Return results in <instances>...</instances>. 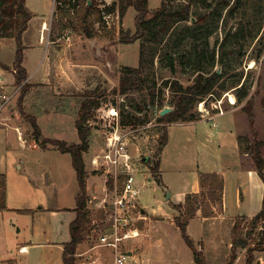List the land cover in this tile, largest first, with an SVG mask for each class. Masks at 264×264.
Returning a JSON list of instances; mask_svg holds the SVG:
<instances>
[{
    "label": "rangeland",
    "instance_id": "374dc122",
    "mask_svg": "<svg viewBox=\"0 0 264 264\" xmlns=\"http://www.w3.org/2000/svg\"><path fill=\"white\" fill-rule=\"evenodd\" d=\"M94 1L96 9L102 10L104 24L96 22L97 35L90 37L75 17L79 8L75 2L67 0L56 20L52 16L55 0H29L30 6L49 21L48 29L41 34L44 40L41 50L37 45L39 33L30 28L23 34L24 40L35 46L25 49L24 62L31 72L38 66L37 74L26 80L31 83L24 92L16 84L17 72H14L17 43L14 38L0 37V61L9 66L5 69L0 65V72L7 78L5 92L6 95L15 92L5 110L6 115L12 116L8 122L20 125L29 141L36 139L32 116L42 128L40 139H36L40 148L35 150L28 144L22 147L15 128L0 123L4 130L0 131V172L7 175L9 204L32 207L74 204L79 185L71 156L43 140L54 137L68 144L80 142L76 120L81 105L85 100L95 99L99 105L92 108L93 117L87 122L88 150L84 152L89 173L87 209L91 223L81 250L95 247L104 264H114L112 248L99 245L103 242L100 232L108 228L106 208L99 204L107 199L108 206L113 196L116 168L107 155L112 158L118 155V170L122 171V154L128 153L141 190V202L148 205L149 213L151 208L158 210L162 206L161 211L166 212L146 215L138 221L141 234L126 245L140 257L135 264H141L143 256L148 261L145 264H197L175 222L179 211L166 201L169 191L158 180L160 168L155 171L152 167L160 159L161 139L170 128L171 141L162 156L163 179L172 190L190 188L196 171L231 165L235 140L234 128L231 132L228 122L230 125L235 121L244 167L258 166L255 161L258 148L264 158V27L253 37L255 0H149L150 10L185 8L192 19L171 20L165 30V17H162L153 27L146 28L143 35L137 33L138 11L134 0ZM263 1L259 0L260 4ZM90 5H93L92 0ZM103 13L111 14L108 20ZM203 16L205 20L201 19ZM107 22L113 26L108 27ZM34 23L35 20L33 26ZM68 28L72 29L70 38L65 35ZM36 52L37 57L40 55L37 61L32 59ZM168 54L175 58V71L168 64ZM200 73L206 77L215 75L211 92L198 101L188 102L187 120L161 119L166 115L160 114L161 109L174 106L171 100L180 94L171 82L179 81L186 87ZM228 93L234 95L235 103ZM215 105L223 106L227 112L225 116L198 124V128L188 124L203 119L205 109L215 113ZM16 111L19 118L14 114ZM192 114L195 118H191ZM219 128L224 130L221 135L216 134ZM207 130L214 134L208 137ZM116 145L120 152L115 149ZM25 159L26 165L18 168L17 163ZM260 170L264 175V162ZM121 177L118 180L120 188ZM226 180L229 212L245 214L218 218L202 240L190 237L207 264H247L249 253L253 256V264H264V215L257 224L251 223L254 214L263 206L264 180L261 188L249 183L247 172H242L239 178L229 174ZM238 184L245 195L241 204L237 201L241 198ZM218 210L222 209L218 207ZM240 216H245L242 226L248 246L234 250L232 227ZM23 217L0 213V236H4L0 242V259L6 246L4 238L7 246L13 244L16 240L13 223L23 226ZM15 251L19 263L22 260L27 264H45L49 258L44 247L24 255H20L17 248ZM88 260L86 254L77 257L78 262ZM0 264H3L1 260Z\"/></svg>",
    "mask_w": 264,
    "mask_h": 264
},
{
    "label": "trees",
    "instance_id": "16d2710c",
    "mask_svg": "<svg viewBox=\"0 0 264 264\" xmlns=\"http://www.w3.org/2000/svg\"><path fill=\"white\" fill-rule=\"evenodd\" d=\"M91 0H75V6L79 5L76 9L75 17L80 21L82 29L90 37L97 35L95 32V23L100 22L102 25L104 21L101 19L102 10L96 9L95 1L93 5H90ZM133 4L138 11L136 22H137V33L143 35V31L146 28H151L156 21L160 18L165 17V30H167V25L171 20H189L192 17L189 14V10L174 9L166 11L163 7H156L153 10L149 9V0H134ZM253 12L256 15V23L254 25L255 32L253 37H256L264 27V1L260 4L259 0H255L253 3ZM0 37H10L14 38L17 43L16 55L14 60L15 69H17L16 74V84H18L24 92L27 89V85L30 83L27 80L28 72L23 65L24 60V43L23 34L28 28L29 21L33 18L34 13L27 6L26 0H0ZM206 16L201 17L205 20ZM124 35V33H122ZM127 37V36H126ZM168 64H170L171 69L175 71V58L173 55L168 54ZM214 60V59H213ZM0 65L8 69L9 66L0 61ZM129 70H136L132 67H125ZM217 72L215 73V75ZM214 75V76H215ZM214 76H204L200 73L197 79L183 87L179 81L171 82L174 90L178 91L180 94L173 97L172 104L174 105V110L161 117L167 121H178L187 120L188 112V102L198 101L202 96L211 92L214 87ZM99 105V101L85 100L80 108L79 116L76 120V127L78 130V135L80 137V142L68 144L65 140L44 138L43 142H51L59 150L64 153H70L72 156V163L77 173V179L79 183V194L77 195V206L75 208L77 212L76 218L70 224L71 240L64 244L63 260L65 264H78L77 252L78 246L82 244L90 232L91 219L88 214L87 209V177L89 175L86 169V162L84 159V152L88 150V137L89 128L87 127V122L93 117L92 108ZM191 118H195L192 114ZM32 126L33 133L36 139H40L42 130L35 116H32ZM168 142V131L165 132L163 138L161 139V149ZM260 144V143H258ZM259 147V146H258ZM255 161L258 164L256 167L259 175L264 180V175L260 170L264 158L261 157L259 153V148L255 152ZM155 171L160 168V159L152 167ZM123 178V177H121ZM160 181V178H158ZM200 185L201 191L199 193H188L186 195L185 201L183 203L176 205L179 214L175 216V222L182 232V236L185 239L188 246L193 251L194 260L197 264H207L203 254L196 249L194 242L187 232V227L190 220L196 215L198 208H202L204 213L207 212L205 209L209 207V215L213 214L212 206H220L223 201L224 192V178L219 173H201L200 175ZM7 197V175L5 173H0V209H5ZM29 209H18V212L24 213L29 212ZM103 211H101V216ZM264 215V199L262 209L253 216L251 223L253 225ZM244 222L245 216H240L232 227V246L234 250L237 247L248 246V240L244 237ZM243 225V226H242ZM256 240V239H254ZM236 258V252L233 253V259ZM247 264H253V256L249 253L247 257Z\"/></svg>",
    "mask_w": 264,
    "mask_h": 264
},
{
    "label": "crops",
    "instance_id": "0c3cea01",
    "mask_svg": "<svg viewBox=\"0 0 264 264\" xmlns=\"http://www.w3.org/2000/svg\"><path fill=\"white\" fill-rule=\"evenodd\" d=\"M53 1V0H52ZM27 6L29 7V9L34 13L33 18L29 21V25L28 28L26 29L25 33L32 28L33 30H35V32L39 33V38H38V42L37 45L39 46L38 50H41V46L44 42L43 38V31L42 27L44 24L48 25V21L45 17L44 14H41V12H38L37 10H34L33 6L31 7L29 4V0H26ZM35 20L34 26L32 25V22ZM51 28V25H50ZM29 32V31H28ZM42 34V35H41ZM37 35V34H36ZM44 37H45V32H44ZM23 43H24V51L26 48H31V47H35L34 44H32L31 42H26L24 40V36H23ZM24 57H25V52H24ZM40 57V55H38L37 57V52L34 54V57L32 58L33 60L37 59ZM31 59V60H32ZM25 58L23 60V65L24 67L27 69L28 72V77L27 80L29 79V77L33 78L35 76L36 73V69L38 66H36V69L34 71H30V69L28 68V66H26V63L24 62ZM35 61V62H36ZM34 62V63H35ZM40 64V63H39ZM4 76V83L6 82V75L1 73ZM31 83V81H28ZM6 86L4 85V90ZM227 113V112H226ZM225 113V114H226ZM225 114L223 115H219L217 116V118L219 117H223L225 116ZM216 118V117H215ZM208 123L209 121L206 120L205 118L203 119H199V120H195V121H191L188 124H193L195 125L196 128H198V124L201 123ZM39 123V122H38ZM210 123V122H209ZM217 126H218V122ZM40 125V124H39ZM174 125V124H172ZM171 125V126H172ZM15 126V125H13ZM20 126V125H19ZM228 126L230 127L231 132H233V128H234V140H235V154L234 156H232V162L229 164H225L223 167L221 168H206V170H199L195 172V177L194 180L190 186V188H183L181 190H172L170 189V186L164 182L163 179V172H162V156L163 153L165 152L166 148H168V145L171 141V132H170V128L168 131V142L166 143V145L163 147L162 152H161V156H160V182L162 183V185H164V187L167 189V191L170 192V198L168 199L166 196V201L172 206V208L176 209V205L178 206V204L183 203L185 201L186 195L188 193H199L201 191V185H200V175L201 173H211V172H216L219 173L221 176H223L224 178V192H223V201L222 204L220 206H212L213 208V214L209 215V207H207L205 209V212L203 211V209L200 207L198 208L196 215L190 220L188 227H187V232L188 230H190V233H188L194 240H202L203 238L206 237L207 233L209 232V230H211V228H213L214 222L216 224V222L218 221V218L220 217H233L235 215H240V214H245V213H230L229 212V207H228V203H227V196H226V192H227V180L226 178L228 177L229 174H234L236 175L238 178L242 175V172H247L248 173V177H249V183L254 185L255 188H257V186H259L260 188L262 187V179L258 173L257 168H253L251 166L248 167H244V158L242 157V155L240 154V150H239V143H238V133H237V122L235 121L234 124L230 122H228ZM21 127V126H20ZM41 127V126H40ZM236 128V129H235ZM42 130V128H41ZM0 131H4L2 128H0ZM208 131V130H207ZM223 129L219 128L216 130V134L221 135L223 133ZM212 131L210 130V132L208 131V137H211L210 135H212ZM78 134V131H77ZM214 134V133H213ZM170 137V138H169ZM207 137V139H208ZM54 138V137H53ZM63 140V139H61ZM78 143V142H76ZM31 148V147H30ZM40 147H35V150H38ZM64 153V152H63ZM68 153V152H67ZM64 153V154H67ZM70 154V153H68ZM71 156V154H70ZM71 160H72V156H71ZM27 161L25 160H21V162H18V168L26 165ZM73 164V163H72ZM2 173V172H0ZM77 174V173H76ZM34 179V177L32 176V180ZM78 181V179H77ZM79 185V183H78ZM243 187L241 186V184H238V191L240 192V197L237 198V201L239 204H241L243 202V199L245 197L244 195V191L242 190ZM80 188L78 189V192L76 193L75 196V200L77 198V195L79 194ZM6 205L7 207L5 209H0V213L5 212L8 216H12V214H17V215H22L24 216V224L23 226H20L19 224L13 223L14 228L16 229V240L13 242V244L7 246V240L6 238H4V245L5 246V251H4V256L1 257V262L3 264H14L13 262L15 261L17 264H27L26 262H22V260H20L19 263V258L18 255L15 254V249L17 248L18 253L20 255H24V254H29L31 253L33 250L37 249V248H47L48 254H49V258L46 259L45 264H65L64 260H63V252H64V244L69 242L71 240V233H70V224L71 222L76 218L77 216V212L75 210L76 206H77V200L74 202L73 205L71 206H63V207H45L43 205H40L39 207H32V206H14L9 204V189L7 186V197H6ZM140 205L142 207V209L145 211V214L148 216L150 214H155L156 212H162L161 209H163V206L160 207L161 209H155V208H151V213H149L147 210L148 205L147 204H143L140 200ZM218 207L222 210H218ZM18 209H29V212H18ZM162 213H166V212H162ZM247 215V214H246ZM255 215V214H254ZM4 216V215H2ZM248 216H253V214H248ZM192 229V230H191ZM193 229L195 232H193ZM1 237L4 236H0V242H1ZM81 246L82 244H80L78 246V252L76 254V256H82L83 254H86V257L89 258V260L86 262H78V264H104L103 261L100 260V253L98 250H95V247H90L88 250H81ZM25 247L24 251H21V248ZM136 249V248H135ZM93 250V252H91ZM130 253V261L128 262V264H135L138 263L140 257L138 254H135L134 250ZM145 254V253H144ZM22 262V263H21ZM147 263V258L143 256L142 258V262L141 264H145ZM195 262V261H194ZM196 263V262H195ZM126 264V262H125Z\"/></svg>",
    "mask_w": 264,
    "mask_h": 264
},
{
    "label": "built area",
    "instance_id": "2783aa9c",
    "mask_svg": "<svg viewBox=\"0 0 264 264\" xmlns=\"http://www.w3.org/2000/svg\"><path fill=\"white\" fill-rule=\"evenodd\" d=\"M66 1L67 0H55V6L52 12L54 19L58 20L59 10L65 7ZM69 1L75 2V0ZM110 16V13H103L105 20H108ZM107 26L112 27L113 25L109 22ZM45 29H48L47 24L43 25V30ZM71 31L72 29L70 28L66 30L65 35L67 38H70ZM14 72H17V69L14 68ZM4 85V76L0 72V123H4L15 128L22 147H27V144L29 147H38L36 139L34 141H29L24 137L23 131L19 125L13 126L8 122V120L12 119V116L10 114L6 115L5 110L7 103L11 100L15 92L11 93L10 95H6ZM231 102L235 103L232 100ZM215 109V113H211L209 110L205 109L207 112L202 114L203 118L208 121H214L215 117L225 114V110L222 105H215ZM14 114L19 118L17 111ZM215 124L217 125L216 122ZM115 149L118 150V145L115 146ZM118 152L120 151L118 150ZM122 155L124 159L122 171L118 170V155H116L114 158L110 157V155H107L116 168V170L113 171L115 176V181L113 184V196L108 206L107 203H105L107 199H103L99 204L100 207L106 208L105 222L106 226L108 227L106 230H103V232H100L103 242L99 243V245H108L112 248L114 252V264H125L127 258L130 256L129 252L134 250L133 248H126L127 242L141 234V229L137 223L139 220L145 219L147 217L139 202L141 190L137 184L136 172L131 168V164L129 163L130 156L128 153H123ZM121 176H123V183L120 188L118 180ZM91 232L95 233V230H92ZM24 250L25 247H22L21 251Z\"/></svg>",
    "mask_w": 264,
    "mask_h": 264
},
{
    "label": "water",
    "instance_id": "95a60500",
    "mask_svg": "<svg viewBox=\"0 0 264 264\" xmlns=\"http://www.w3.org/2000/svg\"><path fill=\"white\" fill-rule=\"evenodd\" d=\"M90 4H91V1H90ZM173 110H174V106H165L161 109L160 114L165 115ZM167 198L168 199L170 198V192L168 193Z\"/></svg>",
    "mask_w": 264,
    "mask_h": 264
},
{
    "label": "bare ground",
    "instance_id": "6f19581e",
    "mask_svg": "<svg viewBox=\"0 0 264 264\" xmlns=\"http://www.w3.org/2000/svg\"><path fill=\"white\" fill-rule=\"evenodd\" d=\"M228 94L230 95L231 100L235 102V97H234V95H233V94H230V93H228Z\"/></svg>",
    "mask_w": 264,
    "mask_h": 264
}]
</instances>
